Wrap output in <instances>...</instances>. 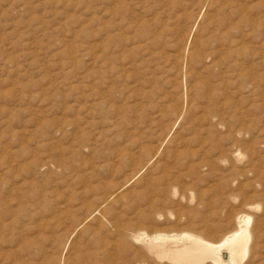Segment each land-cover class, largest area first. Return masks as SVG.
Listing matches in <instances>:
<instances>
[{
  "label": "rangeland",
  "instance_id": "obj_1",
  "mask_svg": "<svg viewBox=\"0 0 264 264\" xmlns=\"http://www.w3.org/2000/svg\"><path fill=\"white\" fill-rule=\"evenodd\" d=\"M242 212L264 264V0H0V264H165L114 227Z\"/></svg>",
  "mask_w": 264,
  "mask_h": 264
},
{
  "label": "bare ground",
  "instance_id": "obj_2",
  "mask_svg": "<svg viewBox=\"0 0 264 264\" xmlns=\"http://www.w3.org/2000/svg\"><path fill=\"white\" fill-rule=\"evenodd\" d=\"M239 132H242V131L239 130ZM239 135H240V133H239ZM144 151H145V149L142 150V152H144ZM148 151H149V149H148ZM150 151H153V150L150 149ZM154 151L156 152L155 149H154ZM154 151L152 154H150L146 158L147 162L151 161L152 159L156 160L157 156H156V153H154ZM146 152L147 151H145V153ZM149 152H147V153H149ZM181 152H184V151H181ZM169 153L173 156L176 154L177 155L180 154L179 152L174 151V150L169 151ZM242 155L243 154L239 151V149H237L236 151L229 152V154L225 157H217V160L223 159V160H227L228 162L229 161L234 162L236 160L237 161L241 160ZM142 156H143V154H142ZM168 156H170V155L168 154ZM142 159L144 162L145 158L142 157ZM215 161H216V158L213 159L212 161L208 160L205 165L207 167H210V166L212 167L213 165H215L214 164ZM156 163H155V165H157L159 162L157 164ZM142 166H145V165L142 164ZM228 186H229V184H227L226 187H228ZM122 191H123L122 187H118V188L114 189L112 194L104 197L102 199V201L94 209H92L90 212H88L87 217H89V216L92 217V216H96V215L100 214L102 212L104 205L108 204L111 200H114L116 197H119L121 195ZM172 191H170V192H172ZM228 195H230V194H228ZM223 196H225V195H223ZM229 198H227V199H229ZM236 198H234V196H233V199H235V201H236ZM233 199H232V201H233ZM192 200H195V199H192ZM218 200L220 201L221 199H218ZM229 202H231V199H229ZM247 207L251 208V210H252V208L257 209L258 205L254 204V206L252 205V206H247ZM247 207H246V210H247ZM223 209H224V207H223ZM241 210H243V209H241ZM241 210H240V212H241ZM237 214L238 213H236V215ZM254 220H256V218ZM254 220H253V215L251 213L242 212L241 214L237 215V217L233 218V222H232L233 227L230 228L229 226H227L225 233L222 234L221 236H219L217 239H212V238L210 239V238H207V236H205L201 232L190 231V230H185V231L183 230L181 232L180 231L179 232H166V231H162V230H159V231L156 230L155 232L154 231L148 232L143 228H137V230H131V228L129 229V227L123 228L122 226L117 227V225L114 227V230H115L116 234H118L119 237H121L120 239H122V243L125 246L129 247L130 245H138L140 247V251L142 250V252L145 253L146 256H148V258H150L154 261L156 260L159 262H166L169 264H242L243 261L245 260L246 256L248 255L249 251H250L252 241L255 240L256 236H258V235H255L256 231L254 232V228H252ZM85 222H86V220L83 219L77 224V226L83 227ZM257 224L255 223V225H257ZM212 231H214L213 228H212ZM257 233H259V232H257ZM260 236H262V235H260ZM118 244L120 246V243H118ZM256 244H258V243H256ZM256 247H257V245H256ZM124 249L125 248H123V250ZM150 259H148V260H150ZM145 260L146 259H144V261ZM154 261H153V263H155Z\"/></svg>",
  "mask_w": 264,
  "mask_h": 264
}]
</instances>
